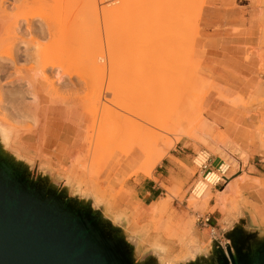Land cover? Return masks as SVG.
<instances>
[{
    "label": "rangeland",
    "instance_id": "obj_1",
    "mask_svg": "<svg viewBox=\"0 0 264 264\" xmlns=\"http://www.w3.org/2000/svg\"><path fill=\"white\" fill-rule=\"evenodd\" d=\"M0 1V5L2 4L0 6V9L2 10L1 14L3 15L5 13V17L7 16L3 19L1 15L0 18L5 20V22L6 20H10V22L7 21V24L13 23L17 25V30H15V26L12 27V31H15L11 33L12 35L10 34L11 38H9L10 36H5L4 30L7 24L5 23L4 26V21L1 22L0 20V24L2 23L1 25L5 27L2 29L3 38H9L4 42V44L7 43L6 47L9 48V46L12 47L15 45L13 44L14 41V43L18 44L21 40H24V37V41H28L37 46V57L35 59L33 58L32 61H28L24 58L21 48L19 49L20 52L17 54L16 45L14 54H16V66L18 65L17 72L15 74L16 67L14 68L15 70H9L6 68L5 66H7V64L0 67V78H2V82L6 83L9 81L7 79H10V73L11 75H16L17 78V76H19L17 74L19 66L20 75L26 77L33 71L35 73L36 71L44 70V67L42 68V66L45 63H47V65L52 63L53 67L55 66L54 64L57 63L59 66L57 67L56 65L53 69L51 67L52 64H49V66H46V64L44 65L46 66V74L48 76L51 75V78L54 73H50V71L56 72V70H60V75L62 73L64 74H62L63 76L60 81L62 84L58 85L55 83L56 88L52 86V88H55L54 91L56 94L59 93L60 97L57 94L51 96V98L66 101L65 103L75 100L77 103L78 118L87 123V126L89 124L93 125L95 121L98 122L101 116L100 113L93 111L91 106L92 95L95 89L94 86L97 85V82L100 81V79L98 80L96 75L93 74L89 61L92 58L97 57L100 62L99 64L105 65V67H107L112 73H110L112 75V92L117 101L135 105L143 110L151 112L157 111L159 112V117L164 115L168 116L174 113L177 106H180L184 102L188 104L187 112L192 115L193 118L195 117L196 119L204 116L205 111L202 106L203 101L211 90L217 89L213 83L202 78L198 74V65L193 58L194 41L199 29L198 22L204 5V0H139V2H142V5L140 8L141 16L138 23H135L132 18V9L135 0H80L81 3L92 2L94 5H97L94 6L95 11L91 13L90 16H83L84 19L80 13L81 17L78 19L79 8L81 11L84 5L79 1H77L79 4H77V2L73 0H43L45 1V6L44 4L40 5L41 2H43L42 0ZM75 5H77L76 8ZM42 6L46 12L42 9ZM55 7H59V13L56 11L57 8ZM70 7L74 8L71 10ZM24 9L26 11H28L27 9H30L29 11L32 10L33 13L38 11V16L43 13L42 15L45 17L41 15L38 19L28 18L27 20H31L27 23L24 21L21 22L20 19L23 15L20 17V14H23L22 10ZM69 10L73 12L68 13ZM96 10L98 11L96 12ZM40 12L42 13L39 14ZM55 12H57V14H55ZM9 13L10 15H8ZM76 15L78 16L77 18ZM42 17L43 19H41ZM48 19L52 20L50 21ZM80 19L81 21L79 22ZM87 19H90L89 21L93 20V23H88ZM82 22L84 24L88 23L87 25L90 27L82 26ZM47 23L52 24L55 28L53 30L52 27V33H48L46 30L47 28L45 26H47ZM27 25L29 26L28 29L26 28ZM41 26L45 27L43 31H39ZM92 26L95 28L93 30V32H95L93 35L96 34L95 36L89 35L86 31L87 28L90 29ZM74 31H80V34L78 32L74 34ZM84 31L88 36L85 35L86 33H84ZM2 36L1 40L3 39ZM74 38L77 39V43H74V40H76ZM91 38H93V40H91ZM4 44L2 45L0 43V51H3V48L5 47ZM92 44H96L97 46H92ZM6 47L4 50H6ZM2 51L0 53H3ZM60 68L73 72V77L66 75V73L62 72ZM108 74L109 72H107V75ZM107 75L105 76L106 78ZM13 77L11 76L12 79L10 80H14L15 78L13 79ZM106 78L105 81H107V83L104 82L106 86H108L109 77ZM111 95H109L110 99H112ZM4 119L7 122H11L9 117L4 116ZM102 127L105 128L104 125H102ZM258 131L262 138L261 142L264 143V123L258 128ZM223 135L224 133L216 128L212 131V138L214 141L209 144H203L195 140H183L175 145V147H188L192 151L193 168L189 170V173L192 176V182L184 191L176 187H174L172 191V187H165L167 192L166 198L171 202L169 209L166 212H153L152 208L147 209V207H143L140 209L145 210L140 213V211L135 210V203H131L132 207L126 206L121 210H118L115 207V199L117 195L124 190L122 184L119 183L117 186L118 191L106 193L98 185V180L115 160L121 157L125 158V156H122V154L118 152L109 160L106 161V159L102 157L94 164V170L97 171L96 173H100V175L99 178L93 181L88 193L92 194L98 202H105L106 197L110 196V200H108L109 202L106 201V203L112 211V216H116L118 219H124L129 225L130 232L138 236L141 242L146 243L145 248H148L149 246L151 247L150 237L157 228L156 223L160 219L163 230L167 227H172L176 232H181L182 234L190 225H192L191 228L193 229L192 232L194 233V236L200 238L206 243L214 239L212 238L213 230L221 241H226L222 231L229 227L230 221H223V215L220 213V209H216L217 200L219 198L226 199L227 209L231 207L230 199L238 200L241 208H244L246 204L249 203L244 201L241 197V190L245 188L246 185L236 193H233L227 190V186L235 180L230 183H225V180L228 181V179L233 177L240 168L236 157H238L246 166L249 156L241 158L238 155L233 154L230 146L227 144L223 145ZM174 138L175 135L169 134L166 139L173 141ZM151 140H153V138L150 139V142ZM160 146L161 144L158 145V147ZM204 152L209 154L206 163L208 165L211 164L214 166V162L221 156L228 162L236 161L238 168L235 174H230V172H228L223 175L221 182L213 187V192L217 194V196L207 207L203 210L197 211L189 206V203L190 200L195 197L193 191L195 190L197 182L201 179L202 173H204L201 169L202 165L196 163V158L200 153ZM128 156L132 157V154L129 153ZM126 167L127 166L124 168ZM211 169L213 168L210 167V170ZM125 175V173L122 174L123 177H126ZM90 177L91 176L88 175L89 180ZM119 177L118 172L115 173L114 180L116 179L117 181H120L121 178ZM133 177L137 178L136 176ZM84 179L85 176H81L80 180L83 181ZM251 183L257 188L259 180L249 179L247 185L250 184L251 187L248 188L247 191L252 188L253 185H251ZM74 185L75 188L76 185L78 186L77 183ZM221 192L223 193L220 194ZM127 193L129 196L132 195L130 192ZM171 194H174V196L170 197ZM262 197L263 195L258 193L257 199ZM257 205L261 208L264 217V203L258 202ZM249 212L253 215L252 211ZM207 218L210 219L209 224L205 223ZM172 248L174 249L173 256L175 257L179 256L183 249L182 246L176 245H173ZM191 249L192 248L190 247L189 251H191Z\"/></svg>",
    "mask_w": 264,
    "mask_h": 264
},
{
    "label": "bare ground",
    "instance_id": "obj_2",
    "mask_svg": "<svg viewBox=\"0 0 264 264\" xmlns=\"http://www.w3.org/2000/svg\"><path fill=\"white\" fill-rule=\"evenodd\" d=\"M73 1L80 2V0H73ZM43 2H41L40 5L44 4L45 6V1ZM140 2L139 0H135L134 6L132 9V18L135 23H138L140 16H141L140 8L142 5V2L141 3ZM77 4L79 3L77 2ZM81 4L82 5L84 4V5L83 7L81 6L82 7L81 11L79 8V11H80V12L78 11L79 17L76 15V18L78 17V19L81 17V15H82V18L83 16H88V15L90 16V14L95 11L94 6H97V5H94L92 2H86V3H81ZM76 6L77 5H75V8ZM58 8L56 10L57 12H58ZM42 9L44 10V7ZM24 10H22L23 14H20V17L23 15L22 18L20 19L21 22L24 21L27 23L32 18L38 19V17L39 16L41 17V15L43 14L42 13L43 11H42L39 13V14L41 13L42 14L38 16L37 10H36L37 12L33 13L32 10L29 11L30 9H27L29 11V14H28V11L25 10L24 12ZM97 11L98 10H96V12ZM57 12H55V14H57ZM70 12L71 11L69 10L68 13ZM1 13H2V10L0 12V16L2 15ZM3 15H2V18L5 19L7 17V16L5 17L6 14L4 13ZM8 15H10V13ZM29 16H33V17H29ZM43 17L41 19H43ZM2 18H0V20L1 22L4 21L3 23L4 26H5V23L6 24L8 23L7 21L10 22V20H6L5 22V20H3ZM28 18H31V19L27 20ZM81 19L79 20V22L81 21ZM87 20H88V23L89 22L90 24L93 23V20L92 21H89L90 19H87ZM88 23L86 24L83 23L82 26H88L87 25ZM12 24H7L6 28L2 26L3 27L2 29L5 28L4 29L5 36L8 35L9 37L12 32L17 30V27H16L17 25L16 24L12 25ZM13 26H15L14 27L15 30L12 31ZM93 26L90 29H88L90 26H88V28L86 27L87 28L86 31L88 32L89 35H93V33H95L93 32V30L95 29L93 28ZM45 27L47 28L46 30L48 31V33H52L53 30L55 29L52 26V24H49V23H47V26ZM45 27L41 26L40 27L41 29L39 31L41 30L43 31ZM52 27H53V30H52ZM26 28L28 29L29 26L27 25ZM76 32L78 31H74V34H76ZM78 33L80 34V31ZM84 33L86 32L84 31ZM88 34L86 33L85 35L88 36ZM9 38H11V36ZM9 38L7 37L3 38L2 39L3 41L0 38V41H1L0 43L3 45L4 42L7 41V39ZM23 39L25 40V37ZM94 39L96 40L95 37ZM24 40L23 41L21 40V42H19L18 44L14 43L15 42L14 41L13 44L15 45L11 44L13 46L12 47L9 46V48L6 47L7 43L4 44V46L6 47V50H4L5 47L3 48V51L1 50L3 53H0V67L7 64L8 67L7 66L5 67L8 68L9 70L16 69L15 70V74H16L17 66H18V65L16 66V62H15L16 54H14L16 45H17V48H16L17 54L20 52L19 49L21 48L23 52V56L24 58H26V60L32 61L33 58L35 59L37 57V52H36L37 46L28 41H24ZM91 40H93V38H91ZM76 41L77 39L74 40V43L78 42ZM92 46H97V45L92 44ZM89 62L92 67L93 74L96 75L98 80L100 79V81L97 82V85L94 86L95 89H94V92L92 95V101H91V106H92L93 111H95L96 113H100L101 115L98 122L95 121L93 125L89 124L87 126V123L81 121L78 118V109H77V103L75 100L68 101L67 103H65L66 101H62V100H59L58 102L60 103V105L64 106V110H65L64 115L66 116V119L70 120L74 124L76 123V125L78 126V130H79V138H78L79 142L77 144L76 154L73 156V152L67 150L66 156L61 155L60 158L58 157L59 165L61 166V168L65 169V172H66L64 175H61V176H63L66 179V181L71 184L77 183L78 186L76 185V189L80 190L82 193H86V192L88 193L91 184H93V181L99 178L100 173H96L97 171L94 170V167H95L94 164L97 161H99L100 158L102 157H104V159H106L107 161L110 158H112L117 152L121 153L122 156H125L127 161L124 162V157L123 158L121 157L115 160L116 166L114 167V172L116 171L118 172L119 171L118 168L124 165L123 167L127 166L126 168L129 169V172H130L129 178H132L133 176L137 177L139 175H142L147 178H153V172L156 169V167L159 164H161L164 159L168 157L169 152L172 149H174L177 143H180L183 140H188V141L195 140L203 144H209L210 142L214 141L212 138V131L218 127H216L214 123H211L209 120H207L205 116H202L196 119L195 117L193 118V116L187 112V107H188L187 103L183 102L180 106H177V108L174 110V113L168 116L164 115V116L159 117L158 116L159 112L157 111L151 112L148 110H143L141 108H138L135 105H131L129 103L117 101L115 97L113 96V92H112V85H111L112 84V75H111L112 73L111 71L107 67H105V65L99 64L100 62L98 61L97 57L92 58ZM45 64L46 66H49V64L51 65L52 63H49L48 65L47 63ZM44 65L42 66V68L44 67V70H39V71H36L35 73L33 71L31 74H28V76L26 77L20 75L19 73L20 66H19L18 73H17L19 76H17V78H16V75L14 74L11 75L10 73L9 75L10 79H12L11 76L12 77L15 76L13 77V79L15 78L16 80L7 79L9 81H7L6 83L2 82L1 81L2 78H0V130L2 132L3 138L7 146L14 149L16 152H19L23 156H25V150H29L28 149L29 146L33 147L32 150L34 151V153H36L37 159H31V158L30 159L33 162L39 161L41 166L44 165L45 167H49L48 162L51 163L52 160L46 157L47 154L44 151V145L46 144L47 138H45V131L43 132V129L45 130V127L47 126L45 120L47 119V112H48V106H49L47 104L48 101L46 99L48 96L51 97L57 94L60 97L59 93L56 94V92L54 91L56 88L55 83H57L58 85L62 84V82L60 81L64 74L62 73L63 75L62 74L60 75L61 71L59 69H58L59 71L56 70V72L50 71V73H54L52 74V78H51L50 77L51 75L48 76L46 74V71H45L46 66ZM54 65H55L54 67H56L57 63ZM58 66L59 65H57V67ZM51 67L52 69L54 68L53 64L51 65ZM61 70L62 72L66 73V75H68L69 77H73V72L67 69H63V68ZM107 72H109L108 75H107ZM106 75H107V78L109 77L108 86H106L105 84V82L107 83V81H105ZM52 86H54L55 88L54 87L52 88ZM109 95H111L112 99H110ZM228 101L229 100H227V102ZM244 102H245V99L244 101L242 99L231 101V103L234 106H241ZM4 116L9 117L11 122H7L4 119ZM262 123H264V118L261 121L259 127H261ZM54 125L56 124L54 123ZM102 125H104L105 128H103ZM169 134L175 135V138L173 141L166 139L167 135ZM152 138L153 140H151L150 142V139ZM223 141H224L223 145L227 144L228 146L231 147V151L233 154L238 155L241 158H246L248 156V153L242 151L240 147L234 143L235 141L233 142V140H231L230 137H228L226 134L223 135ZM240 141L241 140H239V142ZM159 144H161L160 147H158ZM50 147L52 146L50 145ZM129 153L132 154V157L128 156ZM208 155L209 154L207 152L200 153L199 156L196 158V163L198 165H203L207 161ZM217 160L219 161V163L217 164V166H215V170L211 169V170H208L202 173L201 179L197 182L195 190L193 191V194L195 195V197H193L190 200L189 206L193 207L197 211L203 210L217 196V194L213 192V187L217 183L221 182L223 175H225L228 172H230V174H235L237 171L238 166H237L236 161L228 162L227 160H225V158L221 156L218 157ZM88 175L91 176L90 180L88 179ZM81 176H85V179L83 181L80 180ZM248 183H249V179L247 176H240L234 182L228 184L227 190L230 192L236 193L237 191H239V189H241L243 186L247 185ZM122 188H124L123 184H122ZM173 188L174 187H172L171 189L172 191H173ZM222 193L223 192H221L220 194ZM172 196H174V194L170 195V197ZM217 201L218 202H217L216 209H220V213L223 215L224 222L233 221L235 218H237V216L240 214L241 210L243 209L240 207V203L236 199L229 200L231 202V207L229 209H227L226 207V204H227L226 199L219 198ZM258 202L264 203V196L262 198L257 199V203ZM170 203H171L170 200H168L167 198L160 199L152 203L149 207H147V209L152 208L153 212H163V211L166 212L169 209ZM257 203L249 202L246 204L244 208L253 212V215L251 216L254 222H256L257 224L264 225L263 213L261 211V208L257 205ZM144 210L142 209L141 211L144 212ZM108 212L110 214L112 213L109 207H108ZM114 218L118 219L116 216H114ZM156 226L157 228L155 229L153 235H151L150 237V245L153 249H155L160 254L161 260L163 261L164 264H176L179 261L187 258L188 256H191L193 250L199 249V248L202 250L206 249L208 247V244L210 243V241L206 243L200 238L194 236V233L192 232L193 229L191 228L192 225H190L189 228L182 234L181 232L180 233L176 232L174 229H172V227H167L163 230L161 227L162 226L161 219L157 221ZM228 243L229 242L222 244V247L225 249ZM173 245L182 246L183 249L179 256H176V257L173 256V251H174V249L172 248ZM190 247L192 248L191 251H189Z\"/></svg>",
    "mask_w": 264,
    "mask_h": 264
},
{
    "label": "crops",
    "instance_id": "obj_3",
    "mask_svg": "<svg viewBox=\"0 0 264 264\" xmlns=\"http://www.w3.org/2000/svg\"><path fill=\"white\" fill-rule=\"evenodd\" d=\"M198 26L193 58L198 65V74L214 82L217 87L203 101L204 116L235 141L242 151L248 153L246 166L236 157L240 168L227 183L243 175H247L250 180H259L257 188L251 183L255 188L247 191L251 187L249 184L241 190L244 201L257 203L258 193L264 196V143L258 131L264 118V0H204ZM1 33L0 24V38ZM237 99H245V102L241 106H234L231 101ZM46 100L49 106L45 120L47 126L43 129L47 138L44 151L46 157L52 160L48 166L64 175L66 172L59 165L58 157L66 156L67 150L73 152V156L76 154L79 130L76 123L66 119L64 106L58 103V99L48 96ZM28 149L25 150V156L37 159L33 147L29 146ZM191 152L188 147L176 146L156 167L153 178H129V169L123 165L118 168L121 180H114L117 172H114V161L101 175L98 185L104 192L113 193L118 191L119 183L123 184L124 190L117 195L115 207L121 210L135 203V210L141 213L140 208L166 198L165 187L184 191L191 185ZM125 172L126 177H123ZM127 192L132 195L129 196Z\"/></svg>",
    "mask_w": 264,
    "mask_h": 264
},
{
    "label": "water",
    "instance_id": "obj_4",
    "mask_svg": "<svg viewBox=\"0 0 264 264\" xmlns=\"http://www.w3.org/2000/svg\"><path fill=\"white\" fill-rule=\"evenodd\" d=\"M106 201L7 146L0 130V264H164ZM222 232L225 249L212 239L176 264H264V225L248 209Z\"/></svg>",
    "mask_w": 264,
    "mask_h": 264
},
{
    "label": "built area",
    "instance_id": "obj_5",
    "mask_svg": "<svg viewBox=\"0 0 264 264\" xmlns=\"http://www.w3.org/2000/svg\"><path fill=\"white\" fill-rule=\"evenodd\" d=\"M207 161H208V160H207ZM207 161L201 166L202 171H203V172H206V171L210 170V167H212V168L215 170V167H214V166H212L211 164H210V165L206 164ZM219 183H220V182H219ZM219 183H217L216 185H218ZM225 183H227V180H225ZM205 223H206V224H209V223H210V219L207 218V219L205 220ZM212 238H214L215 240H217L220 244H222V243H227V242H228V241H221L220 238H218V236L216 235V233H215L214 230L212 231Z\"/></svg>",
    "mask_w": 264,
    "mask_h": 264
}]
</instances>
